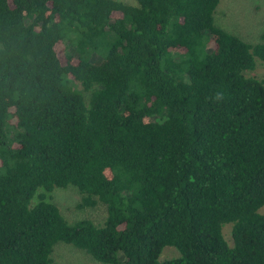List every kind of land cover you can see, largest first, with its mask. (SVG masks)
<instances>
[{"label": "trees", "instance_id": "obj_1", "mask_svg": "<svg viewBox=\"0 0 264 264\" xmlns=\"http://www.w3.org/2000/svg\"><path fill=\"white\" fill-rule=\"evenodd\" d=\"M134 1L0 0V264H52L56 243L100 264H264V81L247 75L264 34L217 27L220 0ZM70 187L102 223L47 200Z\"/></svg>", "mask_w": 264, "mask_h": 264}, {"label": "rangeland", "instance_id": "obj_2", "mask_svg": "<svg viewBox=\"0 0 264 264\" xmlns=\"http://www.w3.org/2000/svg\"><path fill=\"white\" fill-rule=\"evenodd\" d=\"M127 4H135L134 0H119ZM217 16L214 22L217 27L229 34L239 37L248 44L260 43L264 34V0H220L216 9ZM255 68L249 76H254L264 81V64L255 60ZM82 196L77 189H54L48 193L47 200L55 204L63 217L70 223L79 220H90L95 224L102 223L106 217V209L98 203L94 207L78 208ZM36 201V200H34ZM264 214V206L260 208ZM225 240L231 245V226L223 228ZM178 251L172 247L163 249L160 259L177 257ZM52 264H100L90 255L71 245L56 243L50 255Z\"/></svg>", "mask_w": 264, "mask_h": 264}, {"label": "clouds", "instance_id": "obj_3", "mask_svg": "<svg viewBox=\"0 0 264 264\" xmlns=\"http://www.w3.org/2000/svg\"><path fill=\"white\" fill-rule=\"evenodd\" d=\"M222 97V94L217 95V99H220Z\"/></svg>", "mask_w": 264, "mask_h": 264}]
</instances>
